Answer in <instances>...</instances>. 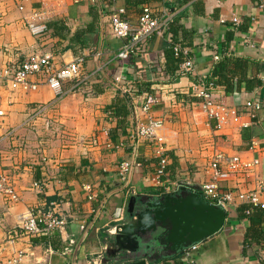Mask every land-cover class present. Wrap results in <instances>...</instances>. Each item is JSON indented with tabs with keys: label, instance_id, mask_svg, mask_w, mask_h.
Masks as SVG:
<instances>
[{
	"label": "crops",
	"instance_id": "1",
	"mask_svg": "<svg viewBox=\"0 0 264 264\" xmlns=\"http://www.w3.org/2000/svg\"><path fill=\"white\" fill-rule=\"evenodd\" d=\"M261 4L264 5V0H191L182 5L180 0L148 2L159 14L180 17L179 24L193 32L189 47H185L193 61L191 76H179L177 70L173 76L161 72L163 51L169 46L167 33L153 36L146 43L144 56L139 57L143 62L142 79L155 83L154 116L165 121L157 131V138L175 158L169 160L166 174L158 183L154 175L157 159L153 144L140 141L135 147L127 139L134 118L143 119L137 107L147 92L127 94L132 99L120 127V119L107 110L116 97L123 95L120 85L129 84L134 76L131 69H125L115 58L121 42L112 38L105 28L101 31L97 21L93 25L94 33L86 39L88 44L69 42L77 30L92 23V9H100L98 0H0V66H17L40 53L51 54L56 66L79 55L85 57L82 72L85 81L73 90L70 83H64L62 96H56L44 85L25 92L0 84L3 112L0 174L17 195L16 201L0 195V264H5L16 252L23 256L19 264H92L98 254L101 255L98 264H120L113 254L105 252L106 248H112L114 240L108 230L125 216L131 196L120 190L117 167L121 161L133 157L146 162L143 167L133 166L130 182L133 196L169 193L175 185L199 190L209 180L207 168L216 151L228 157L258 160L251 171L231 174L221 183V192L256 190L264 180ZM141 6L126 8L132 24L136 23ZM115 7L125 8L124 1H113L103 14H109ZM251 17L256 22L251 23ZM234 20L239 21L240 33H233ZM55 21L66 28L62 32L65 38L54 35L51 29L43 37H34L27 28L29 23L47 25ZM99 48L98 59L87 51ZM213 55L240 57L251 62L247 73L259 79L258 87L250 92L242 87L233 96V92L226 93L223 87L215 86L213 95L217 103L228 106L254 100L260 109L253 121L240 109L239 123L229 121L215 129V121L201 111L200 100L191 86L194 79L211 72L218 61ZM115 78L120 79L119 85ZM108 143L112 147L106 148ZM34 183L39 185L35 187ZM88 192L92 200L87 199ZM261 200L264 201V196ZM50 202H58L66 220L62 232L20 236L13 244L7 242V233L22 223L28 210ZM241 204L245 203H236L226 212L219 232L198 243L193 264H264V221L251 226L247 219L237 220L235 210ZM158 254L152 252L151 259L158 258ZM171 256L166 264H189L184 262L182 252ZM147 264H151L150 260Z\"/></svg>",
	"mask_w": 264,
	"mask_h": 264
},
{
	"label": "built area",
	"instance_id": "2",
	"mask_svg": "<svg viewBox=\"0 0 264 264\" xmlns=\"http://www.w3.org/2000/svg\"><path fill=\"white\" fill-rule=\"evenodd\" d=\"M115 1V0H112ZM158 1L165 3L168 0H148ZM261 10H264V5H259ZM101 17L99 15V22L102 28H105L112 38L121 42L118 51L115 54L116 60H126L130 56H138L145 52L146 43L153 37H162L167 33L168 24L171 21V17L167 14H159L155 12L148 4L143 6L137 17L136 23L132 24L128 17L124 7H115L109 14L104 15L101 11ZM264 20V19H263ZM251 23L256 22L254 17L250 18ZM239 26V21L234 20L231 23V27L236 33ZM28 31L34 37H43L48 28L45 23H29ZM175 55L179 52L183 55V61L179 65V76H191L193 74V61L188 52L185 49L176 45L174 48ZM92 53L95 59L100 57L101 52L93 49L87 50ZM214 60H219L218 55H213ZM85 57L79 55L74 59L64 62L60 66H56L54 58L49 53L33 54L26 58L23 62L15 65H1L0 66V84L5 85L12 90L22 91H34L40 85H44L52 90L56 96H62L64 94L63 84L68 82L71 84L70 90L77 88L85 80L83 76V66ZM99 71V69L97 70ZM114 82L120 84V79L115 78ZM192 90L195 96L200 100V109L208 117V119L215 121V129L221 128L229 121L233 123H239L240 115L238 110H245L253 121L255 118V112L260 109V105L254 100H248L242 105L228 106L217 103L214 99L213 90L214 84L207 81V75L200 76L194 79L192 83ZM120 90L124 94H129L131 88L128 83L120 85ZM233 96H237V91H233ZM157 104V97L155 94L146 93L141 102L138 103V110L143 114V119L134 118V125L127 134V139L131 145L135 146L140 141H148L154 146V155L157 159V163L154 169V175L156 181L159 183L161 177L166 174V167L170 160L168 151L165 149V144L160 142L157 138V131L164 125L165 121L154 116V106ZM133 105V104H132ZM137 105V104H136ZM134 108V107H133ZM0 111V116L2 115ZM246 127L247 124H242ZM107 132L104 131V136ZM122 146V144H120ZM112 147L109 143L106 144V148ZM140 165L134 157L132 159L121 161L117 167V173L121 186L126 182L128 184L125 187V193L127 195H134V191L130 186L133 166ZM258 165V160H242L239 156L228 157L221 152H214L211 160L208 164L209 180L202 184L199 190V194L205 201L219 206L227 212L230 207L236 205V203H245L253 207H258L264 210V201L261 200V196H264V180H262L257 189L248 192L240 193L238 191H220V185L222 182L228 180L231 174L249 172ZM39 184L34 183L37 187ZM179 185H175L173 190L169 193H175L179 189ZM188 189H193L185 186ZM90 190L88 187H86ZM85 188V189H86ZM194 190V189H193ZM0 195L10 199L11 201L17 200L12 187L7 183L5 176L0 174ZM87 199L92 200L90 192L87 193ZM248 212V211H246ZM66 225V220L60 212L58 202H50L47 205L31 208L26 212L25 218L22 223L11 229L7 233V242L13 244L20 236L37 237L46 236L53 232H62ZM115 226L108 230L109 233H113ZM198 250V243L190 245L182 250V258L184 262L189 264L194 263V254ZM100 254L96 255L92 261V264H98ZM20 252L13 253V255L6 261L5 264H19L22 259Z\"/></svg>",
	"mask_w": 264,
	"mask_h": 264
},
{
	"label": "water",
	"instance_id": "3",
	"mask_svg": "<svg viewBox=\"0 0 264 264\" xmlns=\"http://www.w3.org/2000/svg\"><path fill=\"white\" fill-rule=\"evenodd\" d=\"M130 176L131 172L129 179ZM226 216L224 209L205 201L198 191L184 185L175 193L131 195L125 216L115 226L112 248H106L105 253L113 254L120 264H147L152 252H158V258L176 255L216 234Z\"/></svg>",
	"mask_w": 264,
	"mask_h": 264
},
{
	"label": "trees",
	"instance_id": "4",
	"mask_svg": "<svg viewBox=\"0 0 264 264\" xmlns=\"http://www.w3.org/2000/svg\"><path fill=\"white\" fill-rule=\"evenodd\" d=\"M123 1L125 4V9L137 7L139 5H142L141 6L142 8L149 2L148 0H123ZM189 1L191 0H180V4L181 5L186 4ZM112 2H113L112 0H98L100 9L102 10L103 13L106 8L112 5ZM97 10L98 9L96 8L92 9V23H90L84 29L77 30L69 38V42L81 44L82 46L88 44L86 39L88 35L94 33V28H93L94 22L97 21V24L99 22V14ZM179 20L180 17L178 18L173 17L169 22L168 30H167V36H168L167 40L169 41V46L167 49L163 51L164 68L162 67L163 70L161 69V72L163 71L169 76H173L175 74V71L176 70L178 71L179 65L183 61L182 53L179 52L177 55H175L173 48L176 45L180 46V48L182 49H185V47H189L193 33L190 30H185L184 27L181 24H179ZM47 28L51 29L54 35L65 38V35H62V32L66 31V28L62 25L61 22H57V21L49 22L47 24ZM238 31H242V30L238 27L237 32ZM233 33L235 34L236 31L233 30ZM144 53L145 52L139 54L138 56H130L123 61L120 60L118 61L122 62L121 64L123 67H125V69H131L134 74L132 82L129 83L131 91L136 92L137 94H140L142 92L154 94L155 83L142 79V73L144 72L142 67L143 62L139 60V57L141 55L144 56ZM187 55L191 57L189 53ZM251 66H252L251 62H249L244 58L224 56L222 58H219V60L214 63L211 72L207 75V81L212 82L214 86L223 87L226 93H232L233 91H238L242 87L245 91L250 92L261 84L258 78L248 76L247 72L249 71ZM133 92L130 93L133 94ZM122 94L123 95L116 97V99L107 107L108 112H110L116 118L120 119L118 120L120 121V123H118V127H120L119 124H121V121H123V119H125V117L127 116L128 114L127 105L130 103L132 99V96H127V94L124 93ZM168 155L170 159H172V161H175V158L170 153H168ZM137 162L142 167L146 164V162H144L143 160H138ZM235 211H236L237 220L247 219L249 220L251 226L258 225L262 221H264V210L258 207H253L248 204H241L236 208ZM172 257L173 256H167L163 258H152L150 262L151 264H158L160 262L166 264L167 261Z\"/></svg>",
	"mask_w": 264,
	"mask_h": 264
},
{
	"label": "rangeland",
	"instance_id": "5",
	"mask_svg": "<svg viewBox=\"0 0 264 264\" xmlns=\"http://www.w3.org/2000/svg\"><path fill=\"white\" fill-rule=\"evenodd\" d=\"M45 132L47 133V131L45 130Z\"/></svg>",
	"mask_w": 264,
	"mask_h": 264
}]
</instances>
